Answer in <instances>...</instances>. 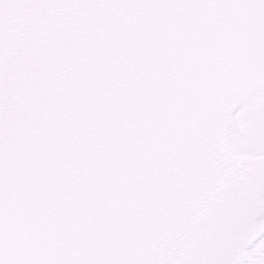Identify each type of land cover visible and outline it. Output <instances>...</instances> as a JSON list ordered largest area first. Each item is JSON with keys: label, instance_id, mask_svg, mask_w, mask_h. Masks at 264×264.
I'll return each mask as SVG.
<instances>
[{"label": "snow or ice", "instance_id": "6c2138e0", "mask_svg": "<svg viewBox=\"0 0 264 264\" xmlns=\"http://www.w3.org/2000/svg\"><path fill=\"white\" fill-rule=\"evenodd\" d=\"M0 264H264V0H0Z\"/></svg>", "mask_w": 264, "mask_h": 264}]
</instances>
